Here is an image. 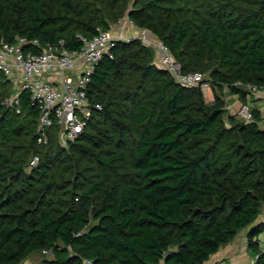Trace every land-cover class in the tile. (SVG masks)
Here are the masks:
<instances>
[{
    "label": "trees",
    "instance_id": "trees-1",
    "mask_svg": "<svg viewBox=\"0 0 264 264\" xmlns=\"http://www.w3.org/2000/svg\"><path fill=\"white\" fill-rule=\"evenodd\" d=\"M122 17L201 72L214 99L140 37L119 40L87 85L102 108L76 140L63 144L54 118L40 143L39 106L27 90L8 104L0 70V264H208L243 230L264 264V117L247 85L264 88V0H0V41L78 49L79 34Z\"/></svg>",
    "mask_w": 264,
    "mask_h": 264
},
{
    "label": "built area",
    "instance_id": "built-area-1",
    "mask_svg": "<svg viewBox=\"0 0 264 264\" xmlns=\"http://www.w3.org/2000/svg\"><path fill=\"white\" fill-rule=\"evenodd\" d=\"M119 20L122 22V18ZM147 31L140 28L137 36H143L145 41ZM79 37L83 45L78 49L68 48L63 38L42 43L38 38L21 35L15 41H0V70L11 80L13 88L12 96L6 102L18 106L21 93L29 91L31 100L40 108V143L47 141V129L54 118L61 127L60 139L65 141L62 143L76 140L93 112L102 108L100 103L91 102L87 89L96 65L103 57L114 56L113 47L119 40L134 39L120 27L116 30L101 29L90 38L83 34ZM153 42L152 46L161 54L159 64L168 68L178 81L186 85L209 84L201 72L184 73L181 63L162 40L156 37ZM247 85L253 92L259 90L255 85ZM17 110L20 111V107ZM239 114L246 120L252 119L249 102L241 104ZM38 160V155H34L30 163L36 164ZM86 261L92 264L91 260ZM158 264L165 263L161 261Z\"/></svg>",
    "mask_w": 264,
    "mask_h": 264
},
{
    "label": "rangeland",
    "instance_id": "rangeland-1",
    "mask_svg": "<svg viewBox=\"0 0 264 264\" xmlns=\"http://www.w3.org/2000/svg\"><path fill=\"white\" fill-rule=\"evenodd\" d=\"M112 27H113V30H116L118 27L123 28L125 30V32L128 34V36H132L134 39L140 37V36H137V35H139L140 27H138L135 24L130 23V21H129V19H127V17L126 18L122 17V22H120V20H118L117 22H114ZM141 37L140 38L143 41L144 37L143 36H141ZM155 38L156 37L153 34L149 33V31H147L146 39L143 42H145L148 45L151 43V45H152V44H154L153 41L155 40ZM147 39H149V40H147ZM154 50L156 52L154 61L157 63H160L161 54L155 49V47H154ZM202 87H203L204 92H205L206 100L209 102H212L214 99V94H213V90H212L210 82H209V84L205 83L204 86L202 85ZM260 90L262 92H260L259 94H254L252 96V98L254 100L264 99V88H260L258 91H260ZM218 91L223 96V98L226 102V106L232 112L236 113L238 117H241V115L239 114V108H240L241 104H243V102L235 100L237 98V96H235L234 94H231L229 92L228 88H224L223 90L219 88ZM258 91H256V92H258ZM253 93H255V92H253ZM234 100H235V103L232 104V102H234ZM255 104H259V105L261 104L263 106V102L255 103ZM62 142L64 143L65 141H62ZM238 236H239V238H238ZM236 237H237V239H236ZM233 240H235V241H233ZM233 240H231L227 244L223 245L220 248L219 253L215 254L210 259L208 264H217L221 260H223V261H221L219 264H233L232 260H234V258H233L234 248L237 246L238 242L240 241V235H236ZM234 242H235V245H234ZM229 248H231V249H229ZM240 253H243V255L246 253L251 254L252 251L250 249L247 250V248L245 247V248H242ZM227 257H229V258H227ZM38 258H39V256H32L30 261L31 262L36 261ZM249 261H248V258L246 257L245 259H243V258L240 260L238 259V262L235 261L236 262L235 264H250ZM28 263H29V261H26L24 264H28Z\"/></svg>",
    "mask_w": 264,
    "mask_h": 264
},
{
    "label": "crops",
    "instance_id": "crops-1",
    "mask_svg": "<svg viewBox=\"0 0 264 264\" xmlns=\"http://www.w3.org/2000/svg\"><path fill=\"white\" fill-rule=\"evenodd\" d=\"M260 92H262V91L260 90L258 92H255L254 94H259ZM235 96H237V95H235ZM235 100H238V99L236 98ZM235 100H234V102H232V104L235 103ZM260 102H263V106L261 104L260 105L258 104V105L262 109V116L264 117V99L256 100V103H260ZM263 124H264V120H263ZM261 217L264 218V210H263V213L261 214ZM238 235H240V241L238 242L237 246L234 248V253H233L234 260H232V262H233V264H235L236 262H238V259L239 260L242 259V258L245 259L247 257L248 261L250 260L249 261L250 264H252L253 263V255H252V253L251 254L246 253L244 255H243V253H240L242 248L246 247L247 250H249L248 246H247L246 230L241 231ZM238 238H239V236H238ZM236 239H237V237H236ZM233 241H235V240H233ZM234 245H235V242H234ZM229 249H231V248H229ZM218 253H219V251H218ZM227 258H229V257H227ZM221 261H223V260H221ZM221 261H219L217 264H219Z\"/></svg>",
    "mask_w": 264,
    "mask_h": 264
},
{
    "label": "water",
    "instance_id": "water-1",
    "mask_svg": "<svg viewBox=\"0 0 264 264\" xmlns=\"http://www.w3.org/2000/svg\"><path fill=\"white\" fill-rule=\"evenodd\" d=\"M2 119V116L0 115V120Z\"/></svg>",
    "mask_w": 264,
    "mask_h": 264
}]
</instances>
